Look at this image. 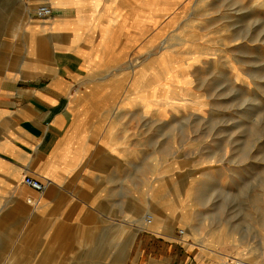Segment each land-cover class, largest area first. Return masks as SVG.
<instances>
[{
    "label": "rangeland",
    "instance_id": "obj_1",
    "mask_svg": "<svg viewBox=\"0 0 264 264\" xmlns=\"http://www.w3.org/2000/svg\"><path fill=\"white\" fill-rule=\"evenodd\" d=\"M30 5L0 0V51L8 50L2 41L26 44L6 30L22 12L28 17ZM93 9L99 18L85 15L83 27L94 39L101 36L98 55L107 59L86 70L109 75L111 86L122 77L118 114L110 94L101 110L124 142L125 200L129 189L141 200L139 208L130 205L135 217L125 215L126 231L168 226L166 214L174 210L175 217L185 215L174 234L188 229L190 245L179 242L197 259L264 264V0H101ZM152 190H163L170 209L148 199ZM136 233L132 240L125 235V248L113 259L0 264H128ZM28 239L24 247L36 248L34 236ZM12 241L0 237L1 254L18 246Z\"/></svg>",
    "mask_w": 264,
    "mask_h": 264
},
{
    "label": "crops",
    "instance_id": "obj_2",
    "mask_svg": "<svg viewBox=\"0 0 264 264\" xmlns=\"http://www.w3.org/2000/svg\"><path fill=\"white\" fill-rule=\"evenodd\" d=\"M64 1L30 0L29 16L43 4L51 16L24 22L22 12L21 27L6 32L26 44L2 41L8 50L0 51V237L18 246L0 253V262L113 259L124 250L125 235L132 240L137 232L128 264H213L179 241L146 229L126 231L125 215L135 217L130 205L139 208L141 200L131 189L125 200L124 142L101 110L110 94L117 112L122 77L111 86L109 75L86 70L99 57L107 59L98 55L101 36H90L82 21L87 14L99 18L93 8L101 0ZM26 176L43 183L44 191L27 187ZM31 236L37 247H24ZM109 238L113 245H106Z\"/></svg>",
    "mask_w": 264,
    "mask_h": 264
},
{
    "label": "bare ground",
    "instance_id": "obj_3",
    "mask_svg": "<svg viewBox=\"0 0 264 264\" xmlns=\"http://www.w3.org/2000/svg\"><path fill=\"white\" fill-rule=\"evenodd\" d=\"M50 4V3H49ZM50 7V6H49ZM26 12V11H25ZM33 12H35V11H33ZM55 12V11H54ZM61 12V11H60ZM62 13V12H61ZM51 14H52V10H51ZM29 16V15H28ZM51 16V15H50ZM50 16H46V17H39V18H47V17H50ZM27 19L29 20V22H30V19L27 17ZM32 20V19H31ZM44 21V20H43ZM13 24L12 25H10V27H9V29H11L12 31H17L20 27H21V22H20V20H18V21H14L13 20ZM44 28V27H43ZM48 29V28H47ZM46 37H44V39H45ZM136 63V62H135ZM137 65H138V63H136V64H133L132 66H131V74H133V75H136V73H137V71H135V68L137 67ZM162 193H160V192H158V191H151V193H149V197H148V199L150 200V201H152L153 202V204H155L156 206H158V207H160L161 209H170V203H169V200L167 199V195H164L163 194V190L161 191ZM144 204L146 205V204H149V202L146 200L145 202H144ZM147 206V205H146ZM145 206V207H146ZM167 216H168V218H169V216L172 218L171 220H172V222L173 223H171L170 225H168V226H161V227H159V226H157L155 229H156V231H154V232H156V233H158L159 235H162V236H164V237H166V238H168V239H170V240H175V241H182V242H186V244H189L190 245V242H188L187 241V238L189 237V231H188V229H186L185 231H183V233L181 234V237L180 238H178V237H176L175 236V234H174V232H173V230H174V227H175V225L177 224V221L179 222V220H180V218H182V217H184L185 218V215H184V213H180V214H178V215H176V217H175V215H174V210H171V211H169V213H167L166 214ZM170 220V219H169ZM188 236V237H187ZM250 263H252V264H260V263H258V262H256V261H253V262H250Z\"/></svg>",
    "mask_w": 264,
    "mask_h": 264
},
{
    "label": "built area",
    "instance_id": "obj_4",
    "mask_svg": "<svg viewBox=\"0 0 264 264\" xmlns=\"http://www.w3.org/2000/svg\"><path fill=\"white\" fill-rule=\"evenodd\" d=\"M35 14L38 17H46V16H50L51 15V9L48 6H39L36 10H35ZM23 183L29 187L30 189L36 191V192H43L45 189V185L41 182H39L38 180L34 179L33 177L30 176H26L23 180ZM29 203H33L31 199L27 200ZM148 220H150L148 218ZM183 232L180 230L179 231V235H181ZM224 264H252L249 263L241 258H233L230 259L229 261H227Z\"/></svg>",
    "mask_w": 264,
    "mask_h": 264
}]
</instances>
